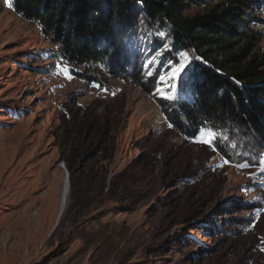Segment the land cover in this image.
Masks as SVG:
<instances>
[{
  "label": "rangeland",
  "instance_id": "374dc122",
  "mask_svg": "<svg viewBox=\"0 0 264 264\" xmlns=\"http://www.w3.org/2000/svg\"><path fill=\"white\" fill-rule=\"evenodd\" d=\"M244 1L264 51V0ZM141 69L149 94L69 64L0 0V264H264L262 166H235L264 145L230 133L224 157L178 134L157 95L170 65Z\"/></svg>",
  "mask_w": 264,
  "mask_h": 264
},
{
  "label": "trees",
  "instance_id": "16d2710c",
  "mask_svg": "<svg viewBox=\"0 0 264 264\" xmlns=\"http://www.w3.org/2000/svg\"><path fill=\"white\" fill-rule=\"evenodd\" d=\"M247 3L11 0L14 13L37 25L64 61L98 65L109 77L130 82L148 94L152 83L141 75L138 52H161L158 60L163 65L180 62V53L187 52L192 71L181 79L182 89L187 81L186 93L161 106L172 129L194 138L201 128H213L220 137L239 133L264 145V51L257 50L260 36ZM203 5L208 6L205 11L192 12ZM246 7L248 14L243 12ZM218 147L226 157L219 143ZM245 210V206L233 208L231 214Z\"/></svg>",
  "mask_w": 264,
  "mask_h": 264
},
{
  "label": "snow or ice",
  "instance_id": "6c2138e0",
  "mask_svg": "<svg viewBox=\"0 0 264 264\" xmlns=\"http://www.w3.org/2000/svg\"><path fill=\"white\" fill-rule=\"evenodd\" d=\"M9 7H12L11 0H6ZM142 2V0H141ZM161 37H163L164 33H159ZM130 39V38H129ZM126 47H127V41H126ZM143 51V50H142ZM149 53H151V49L147 50ZM162 55L161 52L156 51L154 53H151L149 57L146 58V63L142 64V67H148L149 65H152L156 62V60ZM180 56L182 60L180 62L174 63L173 65H170V76H168L166 80V76L162 75L159 77L161 84L165 85L167 87V91H164L162 88H157V95H161L163 99H166L168 101H178L182 98V95L186 93V87H187V81H184L185 88H180L179 85L172 83V81L176 80L177 77H180L182 80L185 76L191 75V68L189 65V56L187 52H181ZM195 59H200V57H195ZM56 72L58 74H66L69 73L70 70L62 66L61 64H57L55 66ZM148 75L151 76L152 72L149 71ZM167 75V73H166ZM67 78L71 79V76L69 75ZM168 127H173L171 123H169ZM220 141V135L213 130V128H201L200 129V137L197 140V142L207 145L211 150L215 153L220 151L221 149L218 147V143ZM233 148L236 147V144L233 143ZM241 153H237V155H240ZM242 155L246 157H251V153L245 150ZM230 163V159L226 158L223 162V164ZM223 164L218 165V167H222ZM257 164L261 165L260 173L264 174V154H262L258 159H246L244 162L237 163L235 166L238 169H247V168H253ZM251 176L257 175L256 173H251ZM264 251V249H261Z\"/></svg>",
  "mask_w": 264,
  "mask_h": 264
},
{
  "label": "bare ground",
  "instance_id": "6f19581e",
  "mask_svg": "<svg viewBox=\"0 0 264 264\" xmlns=\"http://www.w3.org/2000/svg\"><path fill=\"white\" fill-rule=\"evenodd\" d=\"M65 170H66V169H65ZM66 173H67L66 175L68 176V171H67V170H66ZM68 180H69V179H68ZM67 182H68V181H67Z\"/></svg>",
  "mask_w": 264,
  "mask_h": 264
}]
</instances>
